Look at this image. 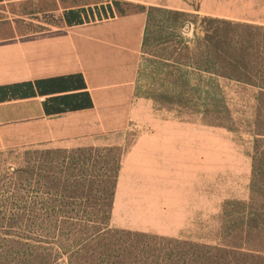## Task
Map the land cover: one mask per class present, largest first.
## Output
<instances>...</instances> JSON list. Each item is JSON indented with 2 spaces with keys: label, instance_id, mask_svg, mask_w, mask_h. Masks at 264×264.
I'll return each mask as SVG.
<instances>
[{
  "label": "rangeland",
  "instance_id": "rangeland-1",
  "mask_svg": "<svg viewBox=\"0 0 264 264\" xmlns=\"http://www.w3.org/2000/svg\"><path fill=\"white\" fill-rule=\"evenodd\" d=\"M164 4L192 17L264 26V0H165ZM192 30V25L183 28L188 38ZM98 42L99 47L106 46L104 40ZM148 51L142 53L140 47L137 54L133 96L151 101L153 115L147 123L162 130L167 143L176 139L180 167L191 169L187 234L163 240L113 234L109 244L84 243L105 226L102 204L108 184L132 138L123 145L61 148L30 142L26 130L21 137L16 132L0 143V264L54 260L52 264H67L68 257L58 255L55 243L65 248L80 243L71 257L74 264H198L194 257L198 244L243 254L230 258V264H264V100L256 99L254 86L219 78L229 114H207L218 109L216 104L180 105L174 94L165 95L172 85L164 76V62L153 56L165 52L155 43ZM209 120L227 127L209 125ZM131 125L136 122L125 127L136 129ZM119 130H104L95 140L107 141ZM66 216L75 220L58 228V218ZM109 228H117L111 218ZM29 249L33 254L27 261ZM169 252L178 257L167 258Z\"/></svg>",
  "mask_w": 264,
  "mask_h": 264
},
{
  "label": "crops",
  "instance_id": "crops-1",
  "mask_svg": "<svg viewBox=\"0 0 264 264\" xmlns=\"http://www.w3.org/2000/svg\"><path fill=\"white\" fill-rule=\"evenodd\" d=\"M124 1L165 7V0ZM144 24V14H132L72 26L46 25L40 32L0 39V86L39 82L35 95L27 98L10 99L0 90V143L16 132L21 137L26 130L30 142L61 148L123 145L131 137L120 161L111 224L175 238L191 227V169L180 167L176 139L167 143L162 130L147 123L153 115L151 101L133 96ZM100 40L105 47H99ZM75 74L81 75L92 107L52 113L49 98L70 91L57 93L68 89L62 82L54 89L47 80ZM73 84L80 85V79L74 78ZM81 101L86 102L85 96ZM129 122H136L131 126L137 130L126 128ZM110 128L120 129L119 133L104 142L95 140Z\"/></svg>",
  "mask_w": 264,
  "mask_h": 264
},
{
  "label": "trees",
  "instance_id": "trees-1",
  "mask_svg": "<svg viewBox=\"0 0 264 264\" xmlns=\"http://www.w3.org/2000/svg\"><path fill=\"white\" fill-rule=\"evenodd\" d=\"M132 14L145 15L141 52L149 53L148 49L154 43L159 50L165 52V54L160 53L153 56L164 62L163 67L166 69L164 76L172 85L165 95L174 94L180 105L186 102L192 107L216 104L218 109L207 111V114L221 112L229 114L219 88V78L254 86L258 90L256 99L264 100V26L261 25L233 23L218 17H199L198 14L192 17L191 13L183 10L147 6L124 0H0V39H9L29 32H40L46 29V25L72 26ZM187 25L193 26L190 38L183 32V28ZM76 77L80 79V85L73 84V79ZM47 81L53 83L54 89L58 88L61 82L63 88L68 89L57 91V93L70 91L67 94L49 98L53 105L52 113L92 107L80 74L54 77ZM38 83V81H25L8 84L0 86V90L9 94L10 99L27 98L35 95L34 87H37ZM79 89L80 92L77 91ZM81 96L86 98L84 104ZM78 97L80 98L79 103H76ZM58 104H64V107H58ZM44 110L50 113L46 103H44ZM193 111L194 113H206L200 110ZM206 123L225 126L210 120ZM254 141L256 153L258 138L255 137ZM91 149L88 150L91 151ZM254 162H256V155L253 157V168ZM119 169L120 161L113 169V179L108 184L107 200L102 204L105 208L103 218L105 226L85 238L84 243L109 244L111 240L108 238L113 234L135 238L150 236L156 238L157 236L122 228H109ZM103 190H105L104 186ZM22 218L30 221L31 216L27 218L22 216ZM69 220H75V218L72 216L58 218L57 227H62L63 223ZM158 237L161 240L166 238ZM55 245L58 255L67 256V264H74L71 257L75 254L74 247L80 243L69 248L58 243ZM90 251L93 252V249ZM32 254L33 250L29 249V252L25 254L27 261ZM235 255L243 256V254L231 252L225 248L200 244L194 249V257L198 264H230ZM174 256L178 257L171 252L167 254V258L172 259Z\"/></svg>",
  "mask_w": 264,
  "mask_h": 264
}]
</instances>
